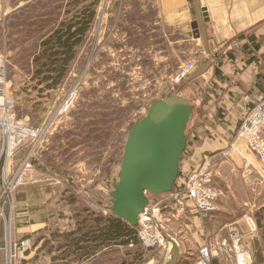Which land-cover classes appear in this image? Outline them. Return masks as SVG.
<instances>
[{"label": "rangeland", "instance_id": "obj_1", "mask_svg": "<svg viewBox=\"0 0 264 264\" xmlns=\"http://www.w3.org/2000/svg\"><path fill=\"white\" fill-rule=\"evenodd\" d=\"M65 2L0 0V57L6 59L5 75L9 97L15 102V119L43 132L39 143H29L11 156L6 155L0 135V196L4 168L9 167L12 173L27 159L33 167L58 171L50 148L54 153L60 141L68 139L69 148L78 147L73 154L82 152L80 158L85 162L82 171L75 174L79 189H83L80 203L104 206L112 213L111 194L119 180L129 130L144 118L151 105L169 98L186 81H172L179 66L192 62L199 68L207 56L201 39L194 40L185 29L162 22L157 0H99L92 30L64 82L59 89L36 99V94L26 89L32 58L44 33L65 17ZM191 83L180 90L179 97L189 100L194 110L196 97L202 95ZM69 97L72 100L64 110ZM177 103L185 117L189 108ZM194 114L185 135L195 122ZM54 154L58 159L59 153ZM22 186L15 189L12 205L0 199V214L7 215L12 209L16 239H21L16 232V195ZM258 186L264 188V181L259 180ZM84 191H92V196ZM33 201L38 204L39 198L34 196ZM49 214L54 232V224L62 217L58 212ZM51 239L55 244L56 236ZM3 242L4 223L0 217V264ZM138 245L133 244L131 254L117 249L116 264H140L149 259L145 258L147 254L157 256L156 252L145 253ZM25 257L21 264H47L42 251L32 259Z\"/></svg>", "mask_w": 264, "mask_h": 264}, {"label": "crops", "instance_id": "obj_2", "mask_svg": "<svg viewBox=\"0 0 264 264\" xmlns=\"http://www.w3.org/2000/svg\"><path fill=\"white\" fill-rule=\"evenodd\" d=\"M198 2L208 15L206 35L210 53L216 59L205 75L190 84L202 96L195 99L196 107L190 117L191 120L195 112V122L186 134V148L179 163V175L183 177L198 165L203 154H218L236 140L233 131L250 105L248 99L264 92V0ZM157 3L165 25L185 29L193 38L191 23L196 15L189 0H157ZM238 143L243 146L242 141ZM77 149L69 148L68 139L61 140L54 151L59 153L58 159L51 148L49 152L58 171L34 166L28 172L25 184L16 195V232L21 238L32 239L33 246L26 253V259L34 258L42 251L47 264H116L117 249L131 254L132 242L120 243L126 241V237H121L118 242L114 236L110 238L107 226L116 216L104 206L80 203L83 189H79L76 175L82 171L85 162L80 158L82 152L73 154ZM216 160V182L225 190V196L217 202L215 210L184 214L178 222L170 220L167 235L180 248L176 264H192L200 245L213 244L220 238H227L246 250L249 264H261L264 188L250 189L242 183L237 156L226 160L219 155ZM84 192L92 196V191ZM34 196L39 198L38 204L33 201ZM50 212H58L62 217L59 224H54V232H51ZM247 216L255 220L258 228L253 239L244 236ZM232 232L243 237L232 239ZM55 236L54 244L51 238ZM156 253L160 256L158 251ZM147 255L145 258L151 257ZM212 264L234 263L220 256L213 258Z\"/></svg>", "mask_w": 264, "mask_h": 264}, {"label": "built area", "instance_id": "obj_3", "mask_svg": "<svg viewBox=\"0 0 264 264\" xmlns=\"http://www.w3.org/2000/svg\"><path fill=\"white\" fill-rule=\"evenodd\" d=\"M196 65L187 62L179 66L172 76V81L180 83L187 80L196 71ZM6 59L0 57V135L4 140L7 156L18 153L29 143H39L42 129L27 126L15 119V102L9 97L10 86L6 80ZM69 97L63 109L66 110ZM246 109L238 125L233 131L234 138L228 148L218 154H203L196 167L183 177L181 184H174L172 190L164 194L145 191L148 204L138 215L136 238L145 252H159L160 256L150 257L140 264H164L171 251V243L166 235L170 229V220L182 221L184 214L191 212L210 213L215 210L217 202L225 196V190L216 182V157L232 160L235 155L240 159L239 175L242 183L254 189L259 180L264 181V92L254 98H249ZM242 141L241 146L238 141ZM33 166L27 159L22 160L14 172L9 167L2 174V190L0 199L9 205L15 200L16 188L24 185L27 174ZM4 223L3 264H21V260L33 246L29 237L16 239L13 233V213L10 208L7 215L0 214ZM250 239L255 238L258 228L255 220L247 216L245 220ZM168 236V235H167ZM232 239L243 237L238 232L230 234ZM171 238V237H170ZM172 239V238H171ZM173 240V239H172ZM133 244H130L132 247ZM223 258L234 264H249L246 250L238 244H232L227 238H220L213 244L204 243L196 251L192 264H212V259ZM264 264V251L262 263Z\"/></svg>", "mask_w": 264, "mask_h": 264}, {"label": "water", "instance_id": "obj_4", "mask_svg": "<svg viewBox=\"0 0 264 264\" xmlns=\"http://www.w3.org/2000/svg\"><path fill=\"white\" fill-rule=\"evenodd\" d=\"M192 5L196 15L191 23L193 38L201 39L207 61L197 68L169 98L151 105L144 118L129 130L119 180L114 184V192L111 194V211L132 226H137L138 215L148 204L145 191L155 194L168 193L176 183L180 158L186 148V126L192 112L189 100L180 98L179 93L186 84L205 75L216 59V56L210 53L208 46L205 29V24L208 22L206 10L199 5L198 0H192ZM177 101L184 108H189L179 125L177 122L180 119V112L171 108V105ZM160 102H164L163 110L151 123H147L149 112ZM141 123H144L145 130L137 129ZM166 238L172 248L164 264H176L180 257V248L167 235Z\"/></svg>", "mask_w": 264, "mask_h": 264}, {"label": "trees", "instance_id": "obj_5", "mask_svg": "<svg viewBox=\"0 0 264 264\" xmlns=\"http://www.w3.org/2000/svg\"><path fill=\"white\" fill-rule=\"evenodd\" d=\"M189 1L192 3V0ZM98 5L99 0H66L65 17L44 33L32 58V73L26 80V85H29L26 89L30 93L34 92L36 99L59 89L64 82L77 59L79 48L92 30ZM215 75H218L217 70ZM182 181L183 176L178 175L176 185ZM107 227L110 238L114 236L117 242L121 237H126V241L120 243L127 244L130 241L133 244L138 243L136 226L127 225L117 216L109 221Z\"/></svg>", "mask_w": 264, "mask_h": 264}, {"label": "bare ground", "instance_id": "obj_6", "mask_svg": "<svg viewBox=\"0 0 264 264\" xmlns=\"http://www.w3.org/2000/svg\"><path fill=\"white\" fill-rule=\"evenodd\" d=\"M161 103V104H160ZM158 104H156L152 109L151 111L149 112V115L147 117V123L148 122H152L156 117L159 116V113L161 112V110H163V107H164V102H160ZM171 108L172 109H176L178 112H180V119L178 120L177 124L179 125L181 123V120L184 118V115L182 113V110L181 108L179 107L178 103L177 102H174L172 105H171ZM145 123V122H144ZM144 123H141L137 128L139 130H142V129H146L143 125Z\"/></svg>", "mask_w": 264, "mask_h": 264}]
</instances>
